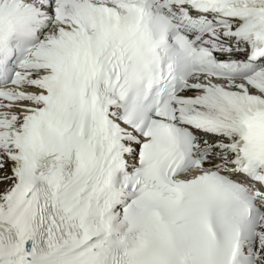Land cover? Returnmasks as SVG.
Masks as SVG:
<instances>
[{"label": "snow or ice", "instance_id": "obj_1", "mask_svg": "<svg viewBox=\"0 0 264 264\" xmlns=\"http://www.w3.org/2000/svg\"><path fill=\"white\" fill-rule=\"evenodd\" d=\"M0 264H264V0H0Z\"/></svg>", "mask_w": 264, "mask_h": 264}, {"label": "bare ground", "instance_id": "obj_2", "mask_svg": "<svg viewBox=\"0 0 264 264\" xmlns=\"http://www.w3.org/2000/svg\"><path fill=\"white\" fill-rule=\"evenodd\" d=\"M0 187H2V186H0Z\"/></svg>", "mask_w": 264, "mask_h": 264}]
</instances>
